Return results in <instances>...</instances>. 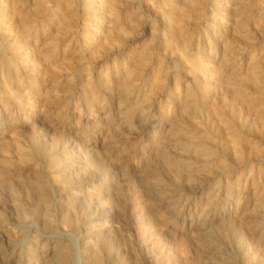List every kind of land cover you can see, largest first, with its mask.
Here are the masks:
<instances>
[{
  "label": "rangeland",
  "instance_id": "obj_1",
  "mask_svg": "<svg viewBox=\"0 0 264 264\" xmlns=\"http://www.w3.org/2000/svg\"><path fill=\"white\" fill-rule=\"evenodd\" d=\"M5 1L0 60L24 82L0 69V264H264V111L242 94L264 102V0H173L187 56L168 0H118L123 32L100 0H18L23 30Z\"/></svg>",
  "mask_w": 264,
  "mask_h": 264
},
{
  "label": "bare ground",
  "instance_id": "obj_2",
  "mask_svg": "<svg viewBox=\"0 0 264 264\" xmlns=\"http://www.w3.org/2000/svg\"><path fill=\"white\" fill-rule=\"evenodd\" d=\"M65 1H68V0H54L55 9L56 10L59 9L61 11L62 7L64 6ZM17 2H18V0H6L3 10L5 12L6 17L8 18L9 24L14 29L17 28V29L23 30V28L25 26H27L29 21H30V16L27 14L29 9L27 7H25L23 4H21V5L17 4ZM33 7H34L35 11H38V12L42 9V5L39 2H34ZM186 10L187 9H184L182 6H180L179 4H177L173 0L167 1V15L169 17L168 29H169L171 35L174 36L173 44L177 47V49L180 51L182 56L188 55V52L186 50V43L188 41V34L189 33L187 32L188 31L187 29H188V22L192 18V15L189 12H187ZM96 12L99 13L100 18H103L102 15H104L106 17L115 19V21L117 23H119L118 24V30L120 32H123L126 30V26L122 22L125 14L119 6L118 0H100L99 4L97 5ZM61 14H62V21L64 23H67L68 18L65 17V15L63 13H61ZM258 16H259L258 18H261L262 20H264V12L260 13ZM21 38L22 37L20 36L19 37L20 41H18L19 58H21V60H26L28 58V55L23 50H21L22 46H23V44H21L22 43ZM36 51L37 50L34 49L33 54H35V56L34 57L32 56V59L34 61V65H36L39 61L38 56H37L38 54L36 53ZM252 56H253L252 58H255L254 53L252 54ZM223 58H224V56H223ZM67 63L69 65H70V63L72 64V60L68 59ZM218 63L213 65V73H219L220 72V67H221L220 64L221 63L220 62H218ZM0 69H1L2 73H4L6 75V83H7L8 89L10 91H12L15 95H18V93L20 91L19 87L24 82L23 78L21 79V75L19 76V74L15 73V70L13 71L8 60H4V59L0 60ZM255 69H256V67L252 65L251 68L249 69V71L251 70L253 72V74L256 75L257 73L255 72ZM39 72H40V69H39ZM38 74L39 73H35L34 75H31V77H32L31 79L29 78L30 83H28V84L30 87L33 88L34 92L39 91L42 88V86L40 85L41 79H40V76ZM16 75H18V76H16ZM7 79H9V80H7ZM37 80H39V81H37ZM82 88H83L84 94L87 95V97L90 98L91 100H94V97H95L94 93L95 92H92L87 84H83ZM242 94L249 98L251 106L254 107V109L256 111H260L261 113L264 111V102H260V105L258 103H256L257 102V96H256L257 94H255V93L252 94V93H250V91H247L245 88H243ZM203 106H202L203 111L208 113L209 109H210L209 106H211V105L206 104ZM215 112H216V110H215ZM262 116L264 118V114ZM234 145H235V148L237 150L236 156L238 158H240L242 156L243 152H246L250 148H253L254 141L252 139H249L248 137L239 136V137H235ZM179 244H180V246H179ZM179 244H178V246L181 249H183L184 248L183 243L180 242Z\"/></svg>",
  "mask_w": 264,
  "mask_h": 264
}]
</instances>
